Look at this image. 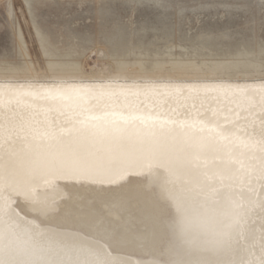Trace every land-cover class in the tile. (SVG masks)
<instances>
[{
    "label": "rangeland",
    "instance_id": "obj_1",
    "mask_svg": "<svg viewBox=\"0 0 264 264\" xmlns=\"http://www.w3.org/2000/svg\"><path fill=\"white\" fill-rule=\"evenodd\" d=\"M43 2L46 22L53 26L71 22L75 33L71 44L79 52L72 54L70 63L87 66V79L94 82L68 86L85 89L83 94L42 99L23 95L28 85L22 82L3 83L5 79L22 81V75L0 73V93L24 96L35 110L59 107L57 117L74 112L73 123L82 120L86 111L96 110L98 99H111L115 106L121 101L134 113L168 117L173 100L181 102L184 94H193L202 106L204 120L237 132L239 139L254 134L243 146L232 136L220 141L218 153H211L202 141L205 146L199 151L162 147L146 150L138 158L132 150L110 154L108 159L120 161L122 177L109 181L83 176L95 171L97 161L89 167L73 162L74 174L60 176L55 168L38 174L36 167L5 153L0 161V226L13 233L26 226L33 236L43 230L49 236L55 229L71 227L77 236L101 224L103 243L132 257L130 264H137L140 255H147L150 264L171 257L173 264H264V140L256 137H264V72L260 71L264 12L260 0ZM25 3L9 0L8 8L0 11V33L9 26L5 16L11 17L14 9L16 27L23 26L28 37L24 56L19 57L21 65L28 56L36 59L41 54L29 33ZM176 3L184 5L182 17L175 14ZM154 20L160 22L159 31L145 27ZM178 61L199 65L235 61L237 67L229 74L228 66L209 78L166 72L171 70L170 63ZM146 63L152 65L151 72L144 70ZM131 158L134 163H129ZM214 160L227 164L210 170ZM244 163L253 168L246 176L239 171ZM180 169H189L192 175L187 178ZM173 170L175 178L170 173ZM184 179L188 182L182 183ZM170 183L177 185L169 187ZM132 186L148 196L151 206L136 204L134 211L120 219L111 217ZM258 205L260 215L254 218L249 212ZM239 212L247 218L241 219ZM189 216L193 223L182 227L180 221L185 217L188 222ZM256 222L259 229L252 232L249 227ZM228 224L229 229L225 228ZM58 246L46 247L56 250Z\"/></svg>",
    "mask_w": 264,
    "mask_h": 264
},
{
    "label": "bare ground",
    "instance_id": "obj_2",
    "mask_svg": "<svg viewBox=\"0 0 264 264\" xmlns=\"http://www.w3.org/2000/svg\"><path fill=\"white\" fill-rule=\"evenodd\" d=\"M229 66L230 72H234L237 64L235 61L227 62H212L210 64L203 63L201 65L195 62H172L170 63V69L166 72L176 73L180 75H200L202 77H211L216 75V72L225 71ZM236 73H241L237 71ZM227 75V73H225ZM173 76V75H167ZM26 105V106H25ZM98 108L94 111H86L84 113V120L89 113L103 114L116 112L117 114H134L127 109L121 101L117 102L118 106H115L111 99H98ZM185 109V111H183ZM60 111L59 107L45 106L41 109L35 110L29 106V102L24 99V96H18L11 92L0 93V161L5 153H10L13 160L21 159L30 167H36L40 173H44L49 168H55L60 176L65 174H74L73 162L86 163L89 167L92 161H97L98 167L93 172H86L83 176L96 179L98 181L110 180L122 177V165L117 158H110L108 153H98L91 151H62L49 148L45 146L47 141H41L38 139V134L45 129L54 130L62 127H68L73 123L74 112L67 114L65 117H57V113ZM56 116V117H54ZM173 116H177L174 118ZM204 113L202 106L195 99L193 94H184L181 102L173 100L171 102V109L168 118L177 121L175 125L176 134L182 140L201 143L206 141L207 132L200 131V122L209 121L204 120ZM180 123H184L185 127H180ZM185 130L186 133L180 132ZM229 130V129H228ZM232 138H234L239 146L248 144L249 139L254 133H247L244 139H239L238 133L231 130ZM241 136V134H239ZM257 139L264 140L261 134H258ZM220 144V142H218ZM166 148V147H164ZM209 148V147H208ZM214 153L219 152V147L209 148ZM136 156H142L146 151H135ZM183 151V150H182ZM181 151V152H182ZM179 151H176L177 154ZM135 160V159H134ZM133 158L129 163H134ZM227 161V160H224ZM229 161V160H228ZM217 163V164H216ZM226 165L221 161L214 160L209 166L210 170L216 169L219 166ZM240 167V166H239ZM240 175L246 176L253 169L252 166L244 163L240 167ZM14 171V169H10ZM181 171V169H180ZM182 174L189 178L192 172L189 169H183ZM16 173V171L14 172ZM172 177L175 178L177 173L175 171L170 172ZM35 177L31 178L34 180ZM185 179L182 181V183ZM185 182H188L187 180ZM181 183V184H182ZM177 185V184H174ZM168 184L169 187L174 186ZM1 186V185H0ZM132 186L127 190V194L116 205L113 212L110 213L111 217L121 218L122 214L134 211L136 204H142L144 206H151V200L146 199L148 196H144L142 193ZM261 200V199H260ZM262 201V200H261ZM192 213H195L191 211ZM249 214L257 218L260 215L259 205L253 208ZM201 216V215H198ZM238 216L241 219H246L245 213L239 212ZM186 217V216H185ZM183 219H186V218ZM197 217V216H196ZM188 222L183 219L180 221L182 227L190 226L194 219L190 216ZM199 218L196 219L198 221ZM195 221V223H197ZM184 223V224H183ZM260 224L257 222L250 225V230L255 232L259 229ZM71 227L62 229H55L52 235L47 236L43 231L37 236L31 235L28 229L24 226V229H19L13 233L11 229L0 226V264H130L132 257L126 255L124 252H120L116 246H108L103 243L105 233L102 229V225L92 228L90 231H80L77 236L72 235ZM225 228L229 229V224L225 225ZM84 238V239H83ZM83 239L84 243L80 240ZM82 243V244H81ZM50 244V245H48ZM59 245L58 249L52 250L46 246ZM170 257V255H168ZM210 256V255H209ZM174 260V257H171ZM171 258L166 260L155 262L156 264H173ZM137 264H150L152 260L147 255H140ZM172 260V261H173Z\"/></svg>",
    "mask_w": 264,
    "mask_h": 264
},
{
    "label": "snow or ice",
    "instance_id": "obj_3",
    "mask_svg": "<svg viewBox=\"0 0 264 264\" xmlns=\"http://www.w3.org/2000/svg\"><path fill=\"white\" fill-rule=\"evenodd\" d=\"M8 3L9 0H0V11H5ZM133 6L135 5H128V7ZM24 7L27 9L25 15L29 20V33L32 40L37 43L41 54L36 59L28 56L23 64H20L19 57L24 56L28 37L24 33L23 26L17 29L18 21L13 9L11 17L5 16V19L9 20V26L5 28L4 33H0V73L5 77L22 75L23 79L22 81L5 79L3 83L22 82L28 85V90L24 91L23 95L42 99L83 94L85 92L83 88L68 87L94 82L87 79V66L70 63L72 54L79 52V49L71 44L72 37L75 35L71 22L60 21L55 26L51 22H46L43 17V8L47 5L43 0H26ZM259 7L264 12V0H260ZM174 9L177 16H183L182 3L174 4ZM145 27L159 31L160 22L154 20ZM144 70L151 72L153 67L150 63H146ZM260 71L264 72V63L261 64ZM69 76L80 78L69 79ZM215 115L216 113L213 112V116ZM175 125L177 121L152 113L137 112L129 115L116 112L99 115L89 113L84 120L71 123L68 127L45 129L38 134L37 138L47 141L45 146L56 150H83L108 154H120L129 150H155L162 147L191 152L199 151L205 146L203 143L180 139L176 134ZM185 126L184 123H180V127ZM200 131L208 133L206 144L209 148H215L220 141H228L233 135L230 130L211 121L208 123L201 121ZM250 146L255 147L252 143Z\"/></svg>",
    "mask_w": 264,
    "mask_h": 264
}]
</instances>
